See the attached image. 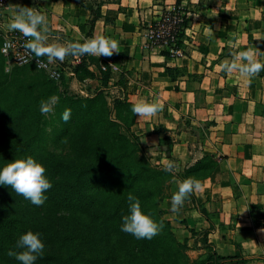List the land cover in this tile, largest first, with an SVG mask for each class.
<instances>
[{"label":"crops","instance_id":"0c3cea01","mask_svg":"<svg viewBox=\"0 0 264 264\" xmlns=\"http://www.w3.org/2000/svg\"><path fill=\"white\" fill-rule=\"evenodd\" d=\"M177 1L189 18L186 55L167 60L163 48H144L146 26ZM9 5L44 14L49 43H83L98 36L119 42V54L93 57L117 65L110 66V81L121 82L114 88L126 91L130 102L162 103L158 116L136 118L133 126L152 164L175 162L179 183L204 157L218 160L217 168L199 179L204 186L192 195L195 200L191 196L173 212L171 199H164L167 217L183 228L184 239L191 238L189 229L209 231V243L219 255L238 252L239 260L264 264V233L259 231L264 228V71L249 82L218 67L250 48L264 62V0H113L103 7V15L114 24L98 20L90 37V13L73 0H9ZM13 15L8 7L0 12V47L3 35L14 32L8 29ZM167 65L178 68L176 81L166 73ZM96 73L99 78L98 69Z\"/></svg>","mask_w":264,"mask_h":264},{"label":"trees","instance_id":"16d2710c","mask_svg":"<svg viewBox=\"0 0 264 264\" xmlns=\"http://www.w3.org/2000/svg\"><path fill=\"white\" fill-rule=\"evenodd\" d=\"M73 1L90 13L89 37L98 20L104 18L106 24L114 23V19L103 15V7L113 0ZM175 6L180 7V1ZM183 11L186 16L180 25L182 30L179 28L177 47L186 55L185 30L189 18L187 11ZM156 23L157 20L146 29ZM162 55L172 59L167 49H163ZM82 57L84 60L76 67L81 80L96 78L89 69L92 64L101 73V88L95 96L84 98L63 93L59 86L67 90L66 79L57 84L44 74L45 77H33L28 84L15 81L16 90L23 94L16 102L5 104L0 100V170L11 162L32 157L46 168L45 175L53 185L45 193V204L35 210L11 186L0 185V263L20 264L8 252L21 251L16 242L31 231L41 234L45 244L44 254L36 264H117L116 250L121 242L127 243V264H156L159 247L164 249L168 264H227L236 260L237 264H246L247 260H239L238 252L232 257L219 255L209 243V231H204L203 241L210 253L199 260H191L187 255L189 240L177 239L161 208L166 185L181 178L180 175L152 164L133 131L137 118L131 111L133 103L128 97H116L110 103L105 90L110 88L111 72H103L101 62L95 58ZM166 73L173 81L179 77L178 68L167 65ZM12 76L17 80L19 74ZM53 95L60 98L57 109L60 118L66 109L71 110L62 135L69 136L71 143L67 156L46 153L41 148L44 115L40 102ZM217 166L218 160L213 156L204 157L185 171V179L207 177ZM130 193L139 199L144 214L163 222L162 232L151 240L136 239L121 231L122 218L130 215ZM191 200H195L193 196ZM201 212L207 216L206 209ZM189 232L193 237L198 235L193 229Z\"/></svg>","mask_w":264,"mask_h":264},{"label":"clouds","instance_id":"9594fccd","mask_svg":"<svg viewBox=\"0 0 264 264\" xmlns=\"http://www.w3.org/2000/svg\"><path fill=\"white\" fill-rule=\"evenodd\" d=\"M8 8L14 10L8 29L18 31L25 38H28L23 45V53L17 57L19 63H25L29 57H35L37 67L40 68L46 67L47 64H53L57 60L63 62L68 56L89 55L110 58L121 52L119 42L105 36L86 39L83 43H49L48 21L44 14L34 7L9 5ZM57 39L59 38L57 37ZM10 47H13V45L6 41L3 51L7 53ZM256 56V50L250 48L234 54L231 61L225 60L218 67L229 75L238 73L240 78L250 82L261 71H264V62H260ZM42 58H46V63ZM110 66L115 68L117 65ZM4 71L7 73L11 69L6 66ZM59 99L58 96L53 95L47 100H42L40 102L41 114L45 116L54 114ZM131 111L138 120L142 121L158 116L163 111V105L159 99L151 103L140 101L132 105ZM70 118L71 110L66 109L62 114V119L67 123ZM164 170L174 174L177 171V165L171 160L165 161ZM45 173L46 168L32 157H28L26 160H16L0 170V185L11 186L17 195L40 207L47 200L45 193L53 186ZM203 186L204 182L191 177L179 182V189L171 198V210L178 212L184 206L186 200L193 194L203 190ZM128 201L130 215L122 218L121 231L134 236L136 239L151 240L159 235L164 227L163 222H157L150 215L144 214L139 199L131 193L128 195ZM259 231L264 233V228ZM40 235L31 231L21 235L16 242V248L21 251H9L8 256L14 257L20 264H36L37 259L43 256L45 249V244L42 242Z\"/></svg>","mask_w":264,"mask_h":264},{"label":"rangeland","instance_id":"374dc122","mask_svg":"<svg viewBox=\"0 0 264 264\" xmlns=\"http://www.w3.org/2000/svg\"><path fill=\"white\" fill-rule=\"evenodd\" d=\"M89 30H90V26L88 25V32ZM88 32H87V36H88ZM0 44H1V41H0ZM144 48H145V43H144ZM86 56L94 58L93 56H89V55H86ZM87 57L85 58V60H87ZM95 59L100 61L98 58H95ZM83 60L84 59L82 56L80 57L68 56L63 62H60L57 60L60 63L61 69L65 74L66 84L68 86L67 90H65V88L60 85L59 88L61 92L63 93L66 92L70 96H77V97H84V98L93 97L95 96V94L98 93L99 89L101 88V83H100L101 75L99 76V78L97 77L96 71L98 68L96 64H92L89 67L90 71L95 73L96 78H86V79L81 80V78L76 74V67L80 65ZM100 62L101 64L100 63L99 64L101 66V69L102 67H107L106 70L102 69V71L103 72L110 71L111 76L113 78L114 75H112L113 73L111 71L110 65L104 63L103 61H100ZM92 68H94L95 71H93ZM15 71L17 72V74H19L17 80H15V77L12 76L14 73H16ZM37 75H39L40 77H45L43 73H40L33 68L32 69L14 68L10 73H6L4 71V61L0 57V93H1L0 100L5 104L16 102L19 98L23 96V94H20L16 90L17 86L15 84V81L17 83L19 81H23L25 82L24 84H28L30 81H32L33 77ZM115 79H116V76H115ZM112 83H113V86L111 85ZM117 83L119 82H115L114 80L112 82L110 81V85H109L110 88L105 90V93L109 94L108 100L110 101V103H113V100L116 97H122V98L127 97V92L123 91L120 86L119 87L116 86L117 88H114V85H118ZM119 84L121 85V82ZM58 107H59V103L55 106L54 114H49L47 116L44 115L43 117V131H42L43 141L41 144V148L46 153H52L58 156H61V155L67 156L70 154L71 143L69 140V136L62 137V135L66 131V126H65V122L63 121V119L58 116V112H57ZM178 189H179V183H178L177 178L170 180L165 188L164 199L165 198L171 199L173 194L177 192ZM164 202L165 201L163 200V202L161 203V208L164 211H166L165 210L166 204H164ZM32 207H34L33 209L35 210L39 208L41 209L42 206L37 207L35 205H32ZM165 213H167V211ZM164 218L167 221L171 222L172 227H173V232L175 236L177 237V239L180 242H184L185 239L183 238V232H182L183 228L178 225V222H176V219L172 221L171 219L167 217L166 214ZM203 233H204L203 231L198 232V235L196 237L191 236V238L188 239L189 240L188 242L189 250L187 251V255L191 258V260L203 259L206 257L207 254L210 253L208 251L209 249L206 248L204 244ZM208 240H209V237H208ZM126 246H127V243L123 244L122 242L117 246V250H116L117 260H118L117 264H127L129 262V259L126 255L127 253ZM237 249H238V246H237ZM157 254L159 255V258L156 260V264H168L167 258L164 254V249L162 247L157 248ZM247 261L248 262L246 264L252 263L250 262L251 260L250 261L247 260ZM231 264H234V263H231Z\"/></svg>","mask_w":264,"mask_h":264},{"label":"built area","instance_id":"2783aa9c","mask_svg":"<svg viewBox=\"0 0 264 264\" xmlns=\"http://www.w3.org/2000/svg\"><path fill=\"white\" fill-rule=\"evenodd\" d=\"M8 5L9 0H0V12L7 9ZM185 16L186 14L181 6L176 7L173 5L170 9L166 10L163 18L158 19L155 26H150L147 29L145 48L167 49L172 55V59L184 56V50L177 47V41L179 39V28ZM180 29L182 30V28ZM27 39L28 38H25L21 33L16 31L3 35L0 52L4 58V68L8 66L12 71L14 68L32 67L36 71L45 74L49 80L60 84L63 78H65V74L58 61L40 68L37 67V60L35 57H29L27 62L19 63L17 57L23 53V45L27 42ZM6 41L13 45V47L8 49L7 53L3 51ZM42 59L46 63V58ZM102 69L106 70L107 67H102Z\"/></svg>","mask_w":264,"mask_h":264}]
</instances>
